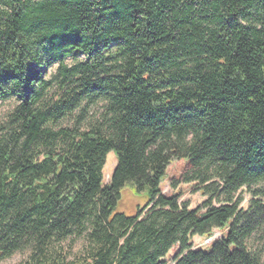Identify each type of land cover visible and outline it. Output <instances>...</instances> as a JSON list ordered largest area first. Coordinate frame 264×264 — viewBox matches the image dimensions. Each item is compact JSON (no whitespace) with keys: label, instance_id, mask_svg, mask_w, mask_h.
Listing matches in <instances>:
<instances>
[{"label":"trees","instance_id":"1","mask_svg":"<svg viewBox=\"0 0 264 264\" xmlns=\"http://www.w3.org/2000/svg\"><path fill=\"white\" fill-rule=\"evenodd\" d=\"M4 102L0 261L264 264V0H0Z\"/></svg>","mask_w":264,"mask_h":264},{"label":"rangeland","instance_id":"2","mask_svg":"<svg viewBox=\"0 0 264 264\" xmlns=\"http://www.w3.org/2000/svg\"><path fill=\"white\" fill-rule=\"evenodd\" d=\"M52 70H48L50 73ZM11 102L0 103V123L3 121L7 112L12 108ZM96 109V108H95ZM97 110V109H96ZM116 160L113 152H109L106 156L105 165L103 168V182L107 183L109 177L115 167ZM185 169V161L179 159H173L166 168L164 178L160 185L161 194L170 196H179V202L186 203L190 209L199 207L205 200L201 193L197 192V189L192 184H183L181 182V175ZM174 185V186H173ZM123 201L130 202V198L127 195H123ZM247 194H243V202L240 207L246 208L248 203ZM224 235V231L214 230L210 236H193L190 239L192 249H200L208 251L211 244L219 240ZM81 247V241L78 240L74 243L69 258H72V254H76ZM177 252V248L174 247L169 251L164 261L170 263L173 256ZM27 252L15 253L11 257L0 261V264H25L27 260Z\"/></svg>","mask_w":264,"mask_h":264}]
</instances>
